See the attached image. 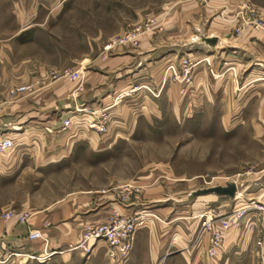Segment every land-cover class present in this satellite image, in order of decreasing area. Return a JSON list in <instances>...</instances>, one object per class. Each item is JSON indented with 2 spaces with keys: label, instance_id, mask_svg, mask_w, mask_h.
<instances>
[{
  "label": "crops",
  "instance_id": "obj_1",
  "mask_svg": "<svg viewBox=\"0 0 264 264\" xmlns=\"http://www.w3.org/2000/svg\"><path fill=\"white\" fill-rule=\"evenodd\" d=\"M194 1L191 0L189 8H186L193 18L200 8ZM228 2L207 0L206 9L202 7L205 15L214 13L210 15L208 27L217 34L199 33L198 22L193 19L183 21L181 16L185 9L181 8L173 16L175 24L178 22L176 25H181L180 30L185 27L190 34H195L197 29L194 40L190 35L186 43L181 41L154 47L152 41L140 38L137 51L117 48L92 67L86 63V69L79 73V80L63 78L53 83L58 87L45 82L51 73L47 70L49 67L41 65L32 73L33 66L27 63V58L15 59L18 74L10 81H5L6 77L0 75V136L13 141V147L0 156V176L13 175L27 158L44 157L48 166L57 163L55 159L71 157L75 147L82 142L98 149L100 145L105 146L98 151L109 152L110 148L106 146H112L117 136L133 134L137 117L161 115L163 94L166 108L171 109L181 103L177 95L179 82L169 81L167 77L179 73L180 61L186 57L194 63L192 82L184 96L188 106L201 108L207 102L219 103L229 95L231 98L235 96L238 89L239 101L235 104L236 101L230 100V104L234 103V108L243 111L249 102V99L243 100L249 90L258 88L253 97L264 91V36L253 27L243 26L234 17L235 11L228 7ZM52 3L55 6V1ZM22 6H15L17 22H25L20 19L21 12H24ZM256 8L264 16V7ZM218 12H221L219 16ZM179 19L182 20L180 24ZM175 24L168 25V30L171 28L178 32ZM35 28H39L35 23H24L10 39L0 40L1 67L9 63L4 53L6 47L21 44V40L25 45L32 43L25 35ZM202 37L215 38V46L201 43ZM126 63L128 68H119L120 64ZM21 86L30 87L29 92L8 97L10 89ZM88 110H108L111 125L106 135L101 136L85 127L91 120L86 115ZM68 119L71 125L62 130V122ZM138 184L141 190L131 196L129 203L119 202L109 190L83 196L69 195L47 213L36 211L31 219L18 221L12 217L6 222L0 220V257L11 255L5 264H110L101 243L94 245L88 256L79 250H71V247L79 244L86 225L105 222L112 211H117L122 215L143 212L161 221L169 219L164 224L159 220H149L148 226L136 230L126 264H243L251 238H254V245L250 250V262L258 264L255 214L250 213L244 223L224 234L221 252L211 259L207 256L211 234L207 229H200L199 216L214 202L212 194L189 200L188 206H177L176 203V207H163V188L156 181L151 179L143 185L141 182ZM188 196L189 193L184 199ZM256 200L264 202V194ZM171 201L181 202L172 198ZM231 208L224 203L216 209L223 215ZM213 226L219 228L218 224ZM33 231L39 232L42 239L28 240V234Z\"/></svg>",
  "mask_w": 264,
  "mask_h": 264
},
{
  "label": "rangeland",
  "instance_id": "obj_2",
  "mask_svg": "<svg viewBox=\"0 0 264 264\" xmlns=\"http://www.w3.org/2000/svg\"><path fill=\"white\" fill-rule=\"evenodd\" d=\"M54 1L55 6H52ZM205 1H194L200 8L193 18L186 11L191 0H0V40L10 39L24 23H35L39 27L25 35L32 43L25 45L21 40V44L6 47L4 53L9 63L8 67L0 66V75L6 77L5 81L13 79L18 74L15 59L25 57L33 66L32 73L41 65L49 67L47 70L51 73L45 82L50 86L63 80L64 71L74 73L76 81L79 80V73L86 69V63L92 67L117 48L137 51L140 38L152 41L154 47L181 41L186 43L190 35L195 39L197 29L195 34H190L185 27L180 30L181 25H176L178 22L175 24L173 16L181 8L185 9L181 16L183 21L193 19L198 22L199 33L217 34L208 27L210 15L214 13L205 15L202 10ZM228 1V7L235 11L234 17L243 26L254 28V22L264 21V16L256 8H263L264 0ZM17 4H23L20 19L25 22L18 21L22 24L16 21ZM217 14L219 16L221 12ZM173 24L178 26V32L168 30L167 26ZM127 34L138 35L136 46L124 44L110 48L111 43ZM128 67L127 63L119 66L121 69ZM179 75L180 69L167 80L178 82ZM163 81L166 82V78ZM16 88L9 90V98H13L9 94ZM182 88L179 83L177 95L181 103L177 107L166 108L163 94L161 115L137 117L133 134L117 136L112 146H106L110 148L109 152L98 151L105 146L100 145L98 149L82 142L75 147L71 157L55 159L57 163L48 166L44 157L27 158L13 175L0 176V220L6 222L12 217L18 221L28 220L36 211L47 213L69 195L114 192L115 188L125 184L140 188L138 183L143 185L151 179L163 188V207H176V203L177 206H188L189 199H184L188 193L235 184L234 200L211 195L214 202L200 214L203 216L200 217L201 230L206 229L202 224L209 220L210 210L218 213L216 208L221 204L246 206L257 201L256 197L264 194V91L253 97L258 88L249 90L243 99H249L248 105L240 111L234 108L239 101L238 89L235 96L231 94L232 98L229 95L219 103L207 102L201 108H193L186 103ZM27 89L29 92L30 87ZM230 100L236 101L235 104H230ZM104 112L109 114L108 110ZM61 129H66L63 122ZM171 198L181 202L171 201ZM130 199L126 200L127 203ZM146 215L143 227L149 225V220L161 221L153 215ZM168 221L163 218L161 222ZM253 239L248 242L243 264L254 263H251L250 253Z\"/></svg>",
  "mask_w": 264,
  "mask_h": 264
},
{
  "label": "built area",
  "instance_id": "obj_3",
  "mask_svg": "<svg viewBox=\"0 0 264 264\" xmlns=\"http://www.w3.org/2000/svg\"><path fill=\"white\" fill-rule=\"evenodd\" d=\"M254 28L260 33L264 34V21L258 20L254 22ZM238 34V29L236 30ZM138 43V35L127 34L121 37L118 41L111 43L113 45L130 44L136 46ZM109 48V46L107 47ZM193 62L189 59L180 61V77L178 82L183 85L184 90L181 91L185 96L188 94L191 85V70L193 69ZM62 77L75 80L74 73L64 71ZM28 89L24 86L18 87L10 92L11 97H15L16 93H25ZM86 115L91 117L87 122L86 128L101 136L107 134L110 126V115L104 111L94 112L87 111ZM104 112V113H102ZM67 128L71 125V120L63 122ZM13 147V141L9 138H2L0 136V156ZM119 202H124L131 196L139 193L140 188L131 184L117 187L113 190ZM250 213L256 215L258 235H257V248H258V264H264V202L255 201L246 206H233L228 212L220 215L216 210H210V218L206 220L202 226L206 228L210 234L209 248L207 256L211 259L216 258L221 252L224 241V234L231 228L239 227ZM147 215L143 212H133L130 215H122L117 211H112L105 222L98 224H89L83 228L82 238L79 244L71 247V250H79L85 256H88L93 249V246L101 243L106 249V257L110 264H126L130 258L134 235L136 230L143 227V222ZM203 218V216H199ZM205 218V216H204ZM206 219V218H205ZM218 224V229L213 225ZM28 240L42 239V235L33 231L27 236ZM11 255L0 257V264H5ZM47 257V256H46ZM45 257V258H46Z\"/></svg>",
  "mask_w": 264,
  "mask_h": 264
},
{
  "label": "water",
  "instance_id": "obj_4",
  "mask_svg": "<svg viewBox=\"0 0 264 264\" xmlns=\"http://www.w3.org/2000/svg\"><path fill=\"white\" fill-rule=\"evenodd\" d=\"M200 42L209 47H214L216 44V39L202 37L200 39ZM236 192H237V188L235 184L229 183L224 187H213V188L194 191L191 194H189L188 199L193 200L199 196H206V195L214 194L218 197H227L230 200H234Z\"/></svg>",
  "mask_w": 264,
  "mask_h": 264
}]
</instances>
